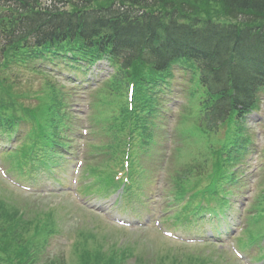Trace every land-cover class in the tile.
I'll return each mask as SVG.
<instances>
[{
	"label": "trees",
	"instance_id": "obj_1",
	"mask_svg": "<svg viewBox=\"0 0 264 264\" xmlns=\"http://www.w3.org/2000/svg\"><path fill=\"white\" fill-rule=\"evenodd\" d=\"M50 2L42 6L41 0H0V122L8 135L21 124L31 128L13 153L10 169L21 172L28 163H38L51 171L61 148L71 144L69 107L76 87L46 79L42 92L34 95L36 106L24 103L32 96L31 78L24 74L40 75L39 68L30 65L43 55L55 51L57 65L67 60V53L72 57L68 62L104 56L110 60L113 74L96 91L93 102V119L102 124L108 138V156L100 171L90 165L87 169L104 189L114 188L107 165L123 152L126 138L131 157L153 156L155 162L165 163L161 155L166 149L157 139L158 128L164 125L158 124L157 108L172 93L176 67L195 65L186 74L190 83L197 72V94L188 92L190 110L180 116L177 134L181 146L191 142L200 146L201 162L193 156V165L174 174L183 180L179 187L189 186L193 176L209 167L200 197L227 195L225 184L237 183V177L234 173L226 177L225 168L242 161L250 140L244 117L258 109L259 95L264 96V0ZM129 84L134 85L131 113L126 103ZM181 154L182 148H175L169 162H179ZM18 198L0 193V264H125V254L105 253L101 246L90 244V232L80 233L71 263L62 256H46L43 249L56 230L55 211L38 205L29 211Z\"/></svg>",
	"mask_w": 264,
	"mask_h": 264
},
{
	"label": "rangeland",
	"instance_id": "obj_2",
	"mask_svg": "<svg viewBox=\"0 0 264 264\" xmlns=\"http://www.w3.org/2000/svg\"><path fill=\"white\" fill-rule=\"evenodd\" d=\"M44 4L47 5L46 2L42 1V5ZM99 69L100 74L95 73L94 76L90 77L89 79L91 90L89 89L86 92H79L76 101L77 104L74 106L75 111H78L80 116H78L77 127L73 130V136L76 138V140L71 146V156L65 159V163L62 162L61 169H56L55 182L45 179V181L41 182L37 188L38 190H40L38 194H40L41 192H45L46 188H56L60 191V193L56 196H51L43 199V207L49 205L54 207V210L56 209V218L59 222L57 236H54L49 240L48 246L46 248V254H64L65 257L68 258L70 253V244L73 240V236L71 234L74 233L76 229H80L84 232H92L93 234H95L98 240L105 245L117 242L118 247H121L124 242H127V247H131L133 249L132 254L134 253V257L144 255L149 258L150 262L154 261L155 263H158L162 260L163 262H167V264H197L199 258H204L206 260L212 259L213 261H216L218 257L216 255H213L212 253L207 252L205 248L195 247L194 245H185L177 241L167 239L152 225L154 214H156V212L160 210L161 207L166 206L171 201V194L169 191L171 184L170 173L174 168V165L178 166L176 164L173 165L172 163H166L165 165H161L159 162H155L154 158L151 160L153 161V163L145 162L144 166L149 169L150 175L147 180V185L143 187L140 196V204L144 202V205L139 204V206H137L136 203L130 202L129 204H125L119 208V206H111L112 202L114 201V197L110 198L108 202H103L102 200H97L98 196L94 194L82 197V201L76 200L73 196V189L70 187L71 179L73 178V176H71L73 174L72 168L76 160H81L83 158V165H85L87 159L91 158L93 154V150L89 147V145L99 147L106 141V137L104 135H100L99 133L92 131L97 130V127H99V123L95 119L91 118L93 114L92 109L89 115V118L91 119L90 123H93L91 128L92 130L89 132L88 137H85L86 139L82 138L81 136L82 128L80 122L84 120V117H86L85 114L89 112L88 109H86L85 105L88 102L92 105V102L94 100L93 92L97 87L96 85L99 84V82H102V80H104L107 75L110 74V68L107 67V64H105V62L102 63ZM175 77L176 78L174 79V86L175 88H177V85L182 84V80H179L182 75L178 73ZM81 79H83V76H81ZM41 83L42 82H40L39 80L36 81L33 85V89H38ZM88 93L91 94L90 98L88 97ZM174 99L175 98L172 97L170 99L172 103H166L165 108L167 110L171 111L173 109V104L179 106L181 105V103H184L183 97H178L177 99H175L176 102H173ZM263 110L264 102L261 104L258 114L251 115L246 122L252 131L253 148L252 153H250L251 156L248 157V170L245 169L247 171V176L244 180L245 186L243 189L236 191L231 198V201L233 203L231 216L233 218L238 217L241 213V210L248 209L255 202L254 196L255 198L257 196L256 202H258L261 199V194L264 193V169L261 168L260 172L254 170L255 161L260 158L257 155V150L261 149L262 145L264 144V130L261 127V120L264 119ZM174 111H176V109H174ZM170 122L172 123L171 128H174V122ZM168 127L169 124L166 123V127L163 128V131L167 132ZM98 130L101 132L102 128H99ZM181 148L182 158L180 161H184L188 159L191 160L193 156H196L200 146H196L191 142L183 144ZM189 154H191V156H189ZM97 159L98 158L94 159L95 161H92V163L95 164L96 161H98ZM3 167L4 169H6L5 165H3ZM7 174L14 180L18 179V181L22 183V180L16 178L15 174ZM249 178H252L254 182L257 181L260 185L259 188L257 186L255 187L254 184H251L249 182ZM57 181L61 185L60 187ZM23 183L26 185H30L25 181H23ZM0 189H3L0 190V192L5 195L13 194L15 192V195H13L16 198L19 197L18 199L22 202L29 200L31 204L34 203V198L32 196H29L30 194L26 193L23 195L21 194V192H16L14 190V192L10 191L11 188L7 185V181L3 180L1 177ZM5 189L8 190L6 191ZM85 204L94 207H107V209H109L111 213L117 212L122 217L127 218L128 220H131L133 222H142L143 224L145 222L146 224H144V226L140 229L139 227L136 229L135 227L122 228L112 224L109 220L104 219L102 216L100 217V215L96 216L92 213L87 212V206ZM242 204L243 208L241 209ZM133 208L137 209L138 215L130 211ZM174 211L175 206L171 207L169 205L166 213L170 215ZM243 220H245L244 217L241 219V221ZM202 224L203 223H198L193 228H190L188 230L171 227L169 226V223H167L164 227L169 230L176 229L182 234L187 235H192L193 233L197 232L205 233L213 229L212 224H205L204 226ZM227 241L228 240L219 245H221V247L226 250L228 261L224 262L219 258L220 262L222 264H239L235 261L234 257L231 256V253L227 246ZM165 258L167 259V261ZM128 263L134 264V260L130 258L128 260Z\"/></svg>",
	"mask_w": 264,
	"mask_h": 264
}]
</instances>
